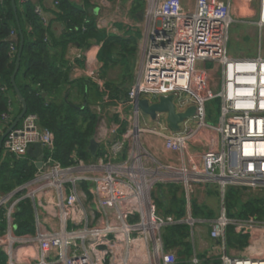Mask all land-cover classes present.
<instances>
[{
	"label": "built area",
	"instance_id": "1",
	"mask_svg": "<svg viewBox=\"0 0 264 264\" xmlns=\"http://www.w3.org/2000/svg\"><path fill=\"white\" fill-rule=\"evenodd\" d=\"M91 1L103 6L110 0ZM143 2L142 20L126 29L129 32L141 28L142 36L134 81L126 98L117 100L120 114L122 106L125 108V133L116 139L119 125L113 123L111 127L104 126L100 140L95 136L106 154H95L86 160L74 152L72 163L63 165L52 153L51 130L41 126L34 113L27 112L6 135L5 155L31 156L29 149L36 143L43 145L44 153L42 165L31 179L0 195L6 219L0 249L6 264H178L177 251L165 248L163 231L182 222L193 225L195 220L190 208L185 219L162 214L155 199L159 186L181 184L189 207L199 184L220 187L224 199L231 186L263 190L264 0H257V16L248 22L258 29L260 43L255 56L228 53L229 29L235 21L230 1ZM4 3L0 0V6ZM53 4L58 9L60 0H53ZM35 12L48 26L41 4H36ZM1 22L0 11V25ZM89 22L85 20L83 30ZM94 23L98 29L117 33L98 19ZM10 36L13 42L9 54L14 58L18 53L15 29ZM45 40L52 42L49 34ZM208 62H212L211 68H207ZM90 76L103 87L98 69ZM170 95L179 112L196 106L194 116L186 119L180 130L170 127L166 112H157L154 120L163 130L151 126L145 117L141 123L142 115L151 117L142 112L139 99L148 98L153 103ZM212 99L220 100L218 124L207 121V103ZM9 116L10 112L4 114L3 121H9ZM8 123L6 130L11 125ZM211 132L218 133L220 141L206 149L203 166L188 165L187 145ZM148 136L162 140L166 151L180 153L181 163L166 161L154 153L146 140ZM219 144L220 162L216 168L212 152ZM24 200L31 201L34 225L32 231L18 234L15 215ZM196 221L198 225L209 223L211 259L219 258L221 264H264V250L256 256H236L227 252L226 243L227 227L234 224L238 231L253 238L249 248H257L264 243V220L230 218L225 208L218 218ZM196 230L193 227L192 234ZM192 261L198 264V256L194 255Z\"/></svg>",
	"mask_w": 264,
	"mask_h": 264
},
{
	"label": "trees",
	"instance_id": "2",
	"mask_svg": "<svg viewBox=\"0 0 264 264\" xmlns=\"http://www.w3.org/2000/svg\"><path fill=\"white\" fill-rule=\"evenodd\" d=\"M16 3L17 16L11 0H5V3L0 6L2 15L0 25V121H3L4 114L10 112L11 95L13 94L17 98L11 81L17 54L13 58L9 51L10 44L13 42V38L10 36L12 29H15L18 34V42L14 43L18 45L19 49V22L25 43L16 81L27 101L28 113L36 114L39 124L51 130L54 143L52 153L55 159L63 165L72 163L74 152L80 158L93 159L95 155H92L89 145L95 134L99 115L92 106L96 103L95 101L102 99L105 92L90 78L81 77L71 80L64 53L66 45L71 40L88 44L93 40L99 41L103 37L102 33L97 29L93 20H90L86 24V29L83 30L82 26L90 15L89 10L85 6L75 5L69 0H60L56 13V18L65 25L61 36H56L53 33L50 22L46 27L42 24L35 12V6L38 4L36 0L25 2L16 0ZM76 27L79 29L77 30ZM46 34L50 35L51 43L45 40ZM133 36L135 35L129 38L112 36L105 41L101 50V58L105 65L118 64L120 61L128 63L125 71L128 79L124 77L119 84L113 81L106 83V87L110 88L111 98L115 100L126 98L130 83L135 78V64L131 66V62L129 63L126 58L128 55H134L137 51L136 38ZM52 48L57 49L54 55L50 50ZM105 74L106 71H102V75L105 76ZM87 90L88 94L86 95ZM45 93L46 95H44ZM17 101L19 100L17 99ZM20 111L21 107L9 122L14 121ZM100 150L101 148L98 149L97 155H100ZM2 153L3 148L0 154V192L5 194L31 179L37 171V166L34 158L29 155L18 158L13 154L3 156ZM158 190L164 205L166 196L171 199L169 208L165 210L167 214L170 213L176 217L186 215L184 190L181 185L172 183L167 186H159ZM225 201L227 215L230 218L244 219L255 215L259 220H264V197L260 195L244 200L242 188L231 186L226 191ZM191 202L194 216L205 219L213 218L214 213L208 206L200 204L194 199ZM32 211L30 200L20 203L15 215L18 234L33 230ZM5 228V208L0 206V234L4 232ZM162 236L166 249L176 248L181 253L180 255L185 256L179 264H193L186 258H189L193 251L191 232L187 224L178 223L167 226ZM250 242V236L238 231L234 224L227 227L226 243L228 248L243 249ZM200 256L205 257V262L209 264H221L219 258H207L204 253ZM211 260L213 261L211 262ZM0 264H6V256L1 249Z\"/></svg>",
	"mask_w": 264,
	"mask_h": 264
},
{
	"label": "crops",
	"instance_id": "3",
	"mask_svg": "<svg viewBox=\"0 0 264 264\" xmlns=\"http://www.w3.org/2000/svg\"><path fill=\"white\" fill-rule=\"evenodd\" d=\"M71 3L78 5V6H85L89 10V17L86 19L95 20L98 19V21L101 23V25L109 27L111 30H116L117 33H108L105 29H99V31L102 33V38H100L99 41L93 40L90 43L81 44L78 40H71L68 42V44L65 47V53H64V59L67 63V66L69 67L70 72V79L71 80H77L81 77H87L91 80L95 81L98 85V82L96 79L92 78L90 75L94 73V70L98 69L99 77L101 78L103 84L108 83L110 81L108 78L102 75V71H104L109 65H105L104 60L101 58V50L105 43V41L112 37L117 36L120 38H129L132 36L130 32H128L126 29L129 27H133L134 24L142 20V11H143V5L141 4L143 0H110L108 3H106L103 6H100L98 4L93 3L91 0H69ZM195 1V0H194ZM194 1L191 3L193 4ZM39 4H41L48 16L51 28L53 33L56 36L63 35L64 32V23L61 20H58L56 18V13L58 9L54 6L53 0H36ZM141 16V18H140ZM98 29V28H97ZM107 29V28H106ZM138 31H141V28L138 29ZM136 38L137 42V51H135V54L139 53V40L140 38L135 34L133 36ZM51 38V37H50ZM20 41V38H19ZM103 42V44H101ZM93 49L90 51V49ZM51 53L54 55L57 52V49H50ZM94 51V52H93ZM121 62V61H120ZM119 62V63H120ZM123 62V61H122ZM114 64V63H113ZM135 64V63H134ZM133 64V65H134ZM134 81V80H133ZM133 83V82H132ZM132 83H130L132 85ZM130 85V86H131ZM46 95V93H45ZM11 104H10V118L9 121L13 118L14 113L21 107L22 103L21 101L12 94L11 95ZM17 99L19 101H17ZM8 120L0 121V137L1 135L6 131V127L8 126ZM13 122V121H12ZM11 122V123H12ZM105 125H98L96 127V133L94 134V137L96 136L100 140V134L103 132ZM108 126V125H107ZM95 137V138H96ZM96 138V140H97ZM99 140H97L99 142ZM147 142L153 149H156V153L158 156H160L162 159L166 161H176L179 158V155H177L174 152H168L165 149L162 148V140L155 138L154 136H148L146 138ZM3 156H5V152L3 151ZM214 186H210L212 189V193L209 191V185L198 187L195 191L198 192V195H194L193 199L196 200L198 203L208 206L210 209H212L214 216H217L216 210L211 205L213 201L218 200L220 202L223 201V196L221 194L220 190H217L214 188ZM18 187V186H17ZM183 188V187H182ZM159 189V188H158ZM215 189V190H213ZM199 190V191H198ZM226 195V194H225ZM157 197V191L155 194V199ZM244 200H247L243 196ZM217 202V201H216ZM215 210V211H214ZM33 213V211H32ZM32 222L34 220V216H32ZM206 220V219H205ZM208 220V219H207ZM211 220V219H209ZM17 223V221H16ZM34 225V224H33ZM204 226V225H202ZM200 226H197L196 233H198V243L194 246L193 244V234L191 232V243H192V254L190 257H186L188 260L192 262V259L194 255H197L200 260L204 261V264H207L205 262L206 258L200 256V254H206L207 258H210V246L213 243V240L210 237L209 230L210 226L207 227V230L204 231L199 229ZM204 233V234H203ZM251 242L253 238L250 236ZM250 244L246 246L243 249H239L236 247H229L227 252L231 255H254L256 256L258 254V250L261 249V251L264 250V243L259 244V246H256L257 248L251 249L249 248ZM200 248L199 252L196 251V248ZM169 249V248H168ZM172 250L177 251L178 255V264L180 260H182L184 255H180L181 253L176 248H171ZM193 263V262H192Z\"/></svg>",
	"mask_w": 264,
	"mask_h": 264
},
{
	"label": "rangeland",
	"instance_id": "4",
	"mask_svg": "<svg viewBox=\"0 0 264 264\" xmlns=\"http://www.w3.org/2000/svg\"><path fill=\"white\" fill-rule=\"evenodd\" d=\"M183 1L185 3L191 4L194 0H183ZM224 1H227V2L230 1L232 15L235 19V21L231 24L230 29H229L228 53H230L232 55H243V54L248 55V56L257 55L258 45L260 43L259 36H258V29L256 27H254L253 25L248 23L249 20L250 21L255 20V18L257 16V6H258L257 0H224ZM141 4L144 5V2L142 1ZM129 32L130 33L134 32L141 39V36H142L141 31L130 30ZM262 43H263V50H264V29H263ZM126 58L128 59L129 63L131 62V66H133V64L138 60V55L136 53L135 56L134 55H128ZM136 64L137 63H135V65ZM127 66H128V63L125 64V61H123V62L121 61L118 64L112 63L111 65H109L105 69V71H106L105 77L108 78L110 81H113L116 84H119L124 77H126L128 79V75L125 72ZM211 66H212V62H208L207 68H211ZM101 88L104 90L105 93H103L102 99L95 101L96 103H94L92 107L94 109L96 108L95 111L98 113V115L101 119L100 124H103V125L107 124V125H109V127H111V125L113 123H116L119 125V128H118L117 133H116V139H121L122 135L125 133V130H126V123H125L126 119L123 118V115L125 114V108H124V106H122L123 113L120 114L118 112L119 111V104H117L118 101L115 99H112L110 96V88L109 87L107 88L106 84H103V87H101ZM87 94H88V90L86 91V95ZM207 110H208L207 121L211 122L213 124H218L220 121V117H221L220 100L219 99H212V100L208 101ZM143 117H145L150 122L151 126H156L159 129L163 130L162 125L156 123V121L152 120L151 118H150L151 119L150 120L145 115L141 116V123L143 122ZM100 124H99V119H98L97 126ZM219 141H220L219 135L216 132H211V135H208L205 137L201 136L196 141H193V143L187 145L188 147L185 150L186 163L192 167H202L203 164L205 163L203 160L204 159L203 156L206 154L205 153L206 149L210 148V146L214 145V143H216V142L219 143ZM219 147H220V144H219V146H216L217 151L212 152L213 153L212 159L215 163L216 168L219 167L218 165L220 162V151H219L220 148ZM152 149H153V147H152ZM153 152L156 153L155 148L153 149ZM99 154H106V151H104V146L101 148ZM191 154L193 155V158L188 157ZM178 155H179L180 161L178 158V160L171 161V162L181 163L182 157H180V156H182V155L180 153ZM195 158H197L198 161H196ZM193 163H199V164L196 165ZM208 165H209V163L206 166L208 167ZM179 185H181V184H179ZM199 185H200L199 187H201V184H199ZM210 186H213V185H209V187H208L209 191L211 192L212 189ZM214 188L217 190H220V187H218V186H214ZM241 188H242V195L246 199H248L252 196H255V195H260V196L264 197V188H263V190H256V191L248 190L244 187H241ZM215 189H213V190H215ZM183 190H184V188H183ZM158 191L159 190H157V195L159 194ZM1 194L2 193L0 192V195ZM160 195L161 194H159L156 197V203H157L158 210L164 215H172L170 213L167 214L165 211L167 208H169L168 206L171 202L170 197L166 196V198H165L166 204L164 205V202H162L163 199ZM194 195H198V192L195 191L191 195L190 201H192ZM184 200H185L186 211L188 208L191 209V215H192V218L195 220V222L193 223V225L186 223V222H182V223L187 224L189 226L191 232H192L193 227L196 228L197 226H200L199 227L200 232H201V230H203L205 233V231L207 230V227L209 226V223L207 222V224L204 223V224L198 225L196 219L205 220V218L196 217L193 215L192 202L190 203V207H189V200L185 195V191H184ZM216 201H213L211 205L216 210L217 216H213V218H211V219L218 218L221 215V212L226 208L225 199L221 202L222 203L221 206H220V202L218 200H216ZM186 217H187V215H184L183 217H178V219H181V218L185 219ZM250 217L258 218L255 215H251ZM208 221H209V219H208ZM202 225H204V226H202ZM193 238H194V240L192 242L195 246V245H197L196 243H198V233L194 232ZM195 248H196V251L199 252L200 248H197V247H195ZM257 252H261V249H259ZM212 261L213 260H211V262ZM193 264H195V263L193 262ZM198 264H204L203 260L199 259ZM207 264H209V263H207Z\"/></svg>",
	"mask_w": 264,
	"mask_h": 264
},
{
	"label": "water",
	"instance_id": "5",
	"mask_svg": "<svg viewBox=\"0 0 264 264\" xmlns=\"http://www.w3.org/2000/svg\"><path fill=\"white\" fill-rule=\"evenodd\" d=\"M11 2H12V6L14 8V11L16 12V16H17L16 0H11ZM140 18H141V16H140ZM18 26H19V35H20V41H19L20 45H19V49H18V53H17L15 69H14V72L11 76V81H12V85L15 89L16 95L22 103V108H21V111L19 112V114L16 116L15 120L11 123V125L8 127V129L0 137V154H1V151L3 148V142H4L6 135L8 134V132L12 128H14L21 121V119L28 112L27 101H26L23 93L21 92V90L17 84V81H16V77H17V74H18L20 66H21L22 52H23L24 43H25V37H24L23 31L20 27L19 22H18ZM138 105L141 108L142 112L144 114L149 115L153 120H156L157 112H166L168 114V121H169L170 127L174 130H180L182 123L184 121H186V119H188L189 117L194 116L195 111H196L195 105L189 107L184 112L177 111L176 105L173 101V95L161 96L156 102H153V103H150V100L148 98H141L138 100ZM99 146H100V143L93 136L90 140V145H89V149H90L92 155H95L97 153ZM29 154L32 157L36 158V166L40 167L42 165V158L44 155L43 145L41 143H36L34 145V148L29 149Z\"/></svg>",
	"mask_w": 264,
	"mask_h": 264
}]
</instances>
